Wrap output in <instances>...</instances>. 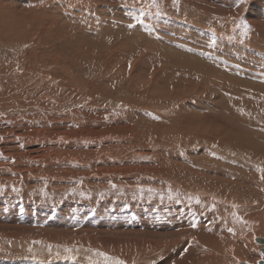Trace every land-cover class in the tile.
<instances>
[{
	"label": "rangeland",
	"instance_id": "rangeland-1",
	"mask_svg": "<svg viewBox=\"0 0 264 264\" xmlns=\"http://www.w3.org/2000/svg\"><path fill=\"white\" fill-rule=\"evenodd\" d=\"M0 17V264L263 259L264 0Z\"/></svg>",
	"mask_w": 264,
	"mask_h": 264
},
{
	"label": "water",
	"instance_id": "water-1",
	"mask_svg": "<svg viewBox=\"0 0 264 264\" xmlns=\"http://www.w3.org/2000/svg\"><path fill=\"white\" fill-rule=\"evenodd\" d=\"M254 241H255V243H257V244L263 246V247H261V248L259 249V252H260V253L263 255V257H264V237L262 238V237L255 236V237H254ZM238 264H251V263H248L247 261H239ZM256 264H264V259H260V260H258Z\"/></svg>",
	"mask_w": 264,
	"mask_h": 264
},
{
	"label": "bare ground",
	"instance_id": "bare-ground-1",
	"mask_svg": "<svg viewBox=\"0 0 264 264\" xmlns=\"http://www.w3.org/2000/svg\"><path fill=\"white\" fill-rule=\"evenodd\" d=\"M2 9V8H1ZM0 19H2L1 17H0ZM14 22V21H13ZM9 23H10V21H9ZM10 25V24H9ZM23 28V27H22ZM82 64V63H81ZM23 69V68H22ZM13 71H15V72H17V73H20L18 70H13ZM21 71V70H20ZM7 73V72H6ZM135 83V82H134ZM65 84V83H64ZM132 85V84H131ZM67 86H69V85H67ZM133 87H134V84L132 85ZM64 97V96H63ZM65 98V97H64ZM19 99V97H16L15 98V101L14 102H16L17 100ZM56 99V98H55ZM79 103V102H78ZM34 104V103H33ZM83 104V103H82ZM3 106V105H2ZM32 108V107H31ZM78 108V107H77ZM0 109H2V108H0ZM4 109V108H3ZM3 109H2V111H3ZM78 110V109H77ZM27 113V112H26ZM93 113H95V112H93ZM28 114H29V112H28ZM30 115V114H29ZM94 116L96 115V113L95 114H93ZM98 115V114H97ZM28 117V116H27ZM37 117V116H36ZM11 155V154H10ZM2 163V162H1ZM184 167V166H183ZM11 179V178H10ZM202 183V182H201ZM207 184V183H206ZM209 185V184H208ZM214 186V185H213ZM226 187V186H225ZM195 189V188H194ZM199 189V188H198ZM227 190V189H226ZM226 192V191H225ZM184 194H186V193H184ZM181 195V194H180ZM188 195V194H187ZM196 196V195H195ZM186 199V198H185ZM211 199V198H210ZM174 226V225H173ZM252 227V226H251ZM258 237H264V236H258ZM14 241V240H13ZM76 247V246H75ZM263 247V246H262ZM149 248H150V246H149ZM263 259H264V257H263ZM248 262V261H247ZM248 263H250V262H248Z\"/></svg>",
	"mask_w": 264,
	"mask_h": 264
},
{
	"label": "snow or ice",
	"instance_id": "snow-or-ice-1",
	"mask_svg": "<svg viewBox=\"0 0 264 264\" xmlns=\"http://www.w3.org/2000/svg\"><path fill=\"white\" fill-rule=\"evenodd\" d=\"M260 171H264V170H260ZM261 178L264 179V176H262ZM193 226H195V225H193ZM229 231H231V229H229Z\"/></svg>",
	"mask_w": 264,
	"mask_h": 264
}]
</instances>
